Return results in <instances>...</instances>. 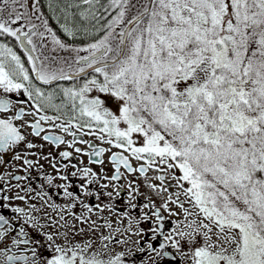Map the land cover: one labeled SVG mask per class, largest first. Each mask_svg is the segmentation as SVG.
<instances>
[{
	"label": "snow or ice",
	"instance_id": "obj_1",
	"mask_svg": "<svg viewBox=\"0 0 264 264\" xmlns=\"http://www.w3.org/2000/svg\"><path fill=\"white\" fill-rule=\"evenodd\" d=\"M36 140L66 145L63 205L21 183L53 155ZM8 154L0 264H264V0H0Z\"/></svg>",
	"mask_w": 264,
	"mask_h": 264
},
{
	"label": "flooded vegetation",
	"instance_id": "obj_2",
	"mask_svg": "<svg viewBox=\"0 0 264 264\" xmlns=\"http://www.w3.org/2000/svg\"><path fill=\"white\" fill-rule=\"evenodd\" d=\"M10 43H14V41H9ZM18 51V54H21L22 53H19V50L17 49ZM26 59V58H25ZM65 83H69V82H65ZM30 119V117H29ZM58 132V130H55ZM66 140L67 139H71L70 137H65ZM29 139H33L31 136H29ZM85 139H92L91 137H85ZM36 143L38 145L40 144H43V148L40 149V151L44 154V155H47V153L51 152L53 155L51 157H49L48 160H44V159H41L40 160V163L43 164V169L42 171L39 169V168H34L31 170V175H30V178L27 182H24L22 181L21 183L22 184H30V186L34 189H36L37 191H40V186L43 185L44 188L43 190L48 192L53 200L55 201V203L57 204H61L63 205L65 203V200L62 196V192L63 190L62 189H57L56 187L54 186H48L47 183H46V180L44 178V174H47V175H56V173H54L49 161H51V163H57L58 166L60 163H68L67 161H62L61 158L59 157L58 153L59 151H63V150H66V145H62L60 146L59 148H57L56 146H52V145H49L47 142H44L42 140H36ZM97 145L98 146H105V145H99V142L96 141ZM79 147H82L85 151H88L89 149L87 148V146L85 145H77ZM106 147V146H105ZM114 151H120L119 149H113ZM102 159L104 160V162L106 163V160L107 159V154L102 157ZM5 160H8L10 161L8 164L4 165L2 168H0V172L2 173H7L9 171H13V168H12V162H11V154H8L5 156ZM72 163H75L77 164L78 166H86V167H90L92 168L93 171H96V172H100V165L101 164H92V163H89V157L88 156H84V155H80V154H74V158L72 159L71 161ZM109 162V161H108ZM133 165L134 166H137V163L135 161H132ZM104 164V163H103ZM105 166V165H103ZM74 169H69V172L72 171ZM63 169H61V173H63ZM111 172H112V165L111 163L109 162V168L107 170V172L105 173L106 175H111ZM17 174L19 175H24V173L21 171V172H18ZM130 175H136V174H130ZM129 175V176H130ZM128 176V177H129ZM122 183H125L126 180L124 181H121ZM13 184H15L16 182L15 181H12ZM60 183H64L63 181H60L59 179H57L55 181V184H60ZM71 183L74 185V186H77L75 188V191L77 193H79V188H78V185L81 183L80 179L78 177H75V178H71ZM100 183H107V181H100ZM90 190L91 189H97L99 187V185L97 184H93V185H90ZM16 189H12L11 191H9L8 195H13L15 193ZM101 192L105 191L104 189H100ZM106 191H112L111 188L107 189ZM21 195H23L24 193L21 192L20 193ZM115 195V194H114ZM126 191L123 193V196L122 197H115V200L114 201H109L108 197L107 196H101L100 198V201H97L95 199V197H92V198H89L87 200L88 203L90 204H96L98 202H101L103 204H108V203H114L115 204V207L121 211H123V205H124V200L126 199ZM31 203H35L38 207L41 206V204L43 203L42 201L39 200V198H37V200H34V201H31ZM12 204L13 206H24L20 201H12ZM44 211V208H41V212ZM48 211L51 213L52 212V209H48ZM74 211L76 212L77 215L80 214L81 212V208L79 206L76 207V209H74ZM134 214L138 213V209L137 210H133ZM5 214H10V211H6ZM36 215H40V213H37ZM104 216H108V212H105L103 213ZM43 222V221H41ZM157 264H167V258L165 259H162V260H159L157 262ZM171 264H175V262H171Z\"/></svg>",
	"mask_w": 264,
	"mask_h": 264
},
{
	"label": "rangeland",
	"instance_id": "obj_3",
	"mask_svg": "<svg viewBox=\"0 0 264 264\" xmlns=\"http://www.w3.org/2000/svg\"><path fill=\"white\" fill-rule=\"evenodd\" d=\"M110 106L113 107V108L115 107L114 104H112L111 102H110ZM103 165H105V166H103ZM103 165H100L99 166L100 167L99 170L101 171V169H103V172L106 173L107 170H108V168H109V162H108V160H106V163L104 162ZM137 179H139V181H140V190H141V192L144 193L145 196H151L152 193L144 186V184H143V178L142 177H139L138 178L137 175H130L128 177V180H137ZM127 182L128 181L126 180V182L124 184H127ZM153 198L155 199V197H153ZM143 201H144V196H141L139 202L140 203H143ZM157 203H159V200H157Z\"/></svg>",
	"mask_w": 264,
	"mask_h": 264
}]
</instances>
